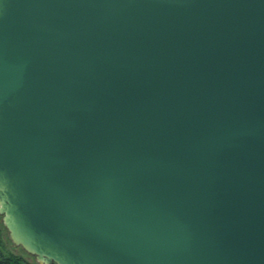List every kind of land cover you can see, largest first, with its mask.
<instances>
[{"label": "water", "instance_id": "1", "mask_svg": "<svg viewBox=\"0 0 264 264\" xmlns=\"http://www.w3.org/2000/svg\"><path fill=\"white\" fill-rule=\"evenodd\" d=\"M0 216L38 264H264V0H0Z\"/></svg>", "mask_w": 264, "mask_h": 264}, {"label": "rangeland", "instance_id": "2", "mask_svg": "<svg viewBox=\"0 0 264 264\" xmlns=\"http://www.w3.org/2000/svg\"><path fill=\"white\" fill-rule=\"evenodd\" d=\"M0 254L15 255L30 263H37L36 258L28 254L21 246H17L10 237L5 227L2 216H0Z\"/></svg>", "mask_w": 264, "mask_h": 264}, {"label": "trees", "instance_id": "3", "mask_svg": "<svg viewBox=\"0 0 264 264\" xmlns=\"http://www.w3.org/2000/svg\"><path fill=\"white\" fill-rule=\"evenodd\" d=\"M0 264H37V263H30L22 258L15 256V255H2L0 254Z\"/></svg>", "mask_w": 264, "mask_h": 264}]
</instances>
